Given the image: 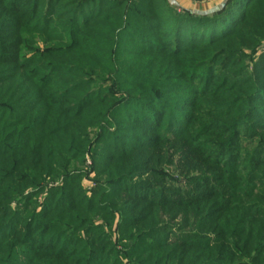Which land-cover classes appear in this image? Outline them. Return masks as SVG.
Wrapping results in <instances>:
<instances>
[{
	"label": "rangeland",
	"instance_id": "1",
	"mask_svg": "<svg viewBox=\"0 0 264 264\" xmlns=\"http://www.w3.org/2000/svg\"><path fill=\"white\" fill-rule=\"evenodd\" d=\"M20 1L32 4L30 9L38 8V16L46 18L47 12L48 17L44 23L39 20L35 24L38 17L32 21L33 17L14 11L13 1L6 5V0H0V45L5 44L0 52L15 54L17 61L31 65V70L40 64L36 70L46 73L49 66L61 64L76 6L78 11L91 14L110 4L138 0ZM57 6L60 9L55 11ZM127 12L134 14L127 9L124 14ZM239 12L228 11L227 19L221 22V26L227 25L223 34L238 31L237 37L222 35L214 40L211 51L191 45L189 62L194 63L189 67L185 55H181L183 66L176 71H171L166 62L160 63L161 57L152 58L155 51L176 50L177 41H157L174 37L173 21L182 16L164 17L165 25L154 27L160 32H146L124 17L123 27L117 31L121 37L115 40L121 49L104 62L109 65L114 59L137 57L132 38L142 42L139 52L151 54L115 64L118 81L127 80L124 86L107 80L109 67H95L94 57L87 56L90 64L86 71L91 75L81 79L84 90L92 95L105 92L104 100L113 99L110 112L97 115L92 111L84 118L87 125L78 133H68L69 124L62 128L57 123L61 128L46 135V130L40 129L33 137L46 138L50 154L42 153L39 159L31 161L30 156L42 147L30 150L29 132L21 133L19 127L26 116H18L11 125L0 118L4 132L0 140V185L7 188L0 191V212H5L1 218L13 211L19 212L20 220L16 224L18 233L8 237L22 233V222L29 219L31 225L38 214L43 219L40 225L45 224L49 217H41L44 212H55L60 223L66 218L61 231L33 237V242L48 246L35 253L33 264H85L86 256L95 257L94 264H264V251L258 250L264 243L254 248L250 243L256 227L264 237V164L260 165L264 163V25L252 11L242 24L243 14ZM84 22L79 19V24ZM180 33L181 41L188 39L187 30ZM190 42L196 44L197 37ZM11 66L13 63L2 65L3 69ZM16 68L1 71L0 67V89L6 90L0 92L2 117L8 114L9 105L22 101L16 93L23 90L17 89L9 76L16 73ZM52 74V82L61 80L58 73ZM99 80L103 85L96 84ZM54 92L65 94L62 88ZM177 95L182 100L173 98ZM155 99L162 105H157V113L152 114L147 105ZM168 100L174 103L163 106ZM230 101L242 115L214 112ZM22 108L17 106L16 111L23 114ZM80 111L79 106L76 116ZM18 138L22 139L18 142L21 147L15 149V155L21 159L14 164L3 146H14ZM60 208L64 210L59 213ZM10 225L6 224L4 230ZM36 232L37 227L26 236ZM242 233L249 235L246 244L252 251L225 247L226 240H236ZM101 242L106 244L102 246Z\"/></svg>",
	"mask_w": 264,
	"mask_h": 264
},
{
	"label": "trees",
	"instance_id": "2",
	"mask_svg": "<svg viewBox=\"0 0 264 264\" xmlns=\"http://www.w3.org/2000/svg\"><path fill=\"white\" fill-rule=\"evenodd\" d=\"M6 1H7L5 3L6 5L9 1H13L12 4L14 7V11H16L18 14L23 13L22 14L23 16L27 15L29 18L33 17L32 21L38 17V19L35 21V24L39 20L40 23L41 22L44 23L46 21V18L48 17L47 12H46V18H43L44 17L43 14L41 16H38L37 15L38 8L33 10L32 7L30 9L32 4L23 5L24 1H20V0H6ZM158 1L155 2L153 0H138L136 3L133 4L132 3L123 4V2L120 3L117 2L115 4L107 5L103 7L101 11L97 10L96 12L91 14H89L88 11L82 9L81 10L86 11V13L85 12L82 13V11H78L77 10L78 8L76 6L75 8L76 12L73 13L71 18V25L68 26L69 28L68 33H71V38L68 37L70 39L67 46L65 47L66 49H70V50L66 52L65 49V52L62 53L61 64H57V65L53 64L51 65V67L48 64L47 66H49V68L47 69L46 73L43 72V70H36L38 67H41L39 66L40 64H36L35 68L31 70V65L27 66L24 64V62L21 63L18 62L17 59L14 57L15 54H6V52L5 53L0 52V67L2 68L1 71L7 69H14L15 67H17L16 73L12 71L11 73L14 74H10L9 76L11 77L10 78L11 81L14 82L16 88L23 90L21 94L16 93V95L22 98V101L19 102L18 104H13L12 106L9 105L10 108L9 109L6 108L7 109L6 113L8 114H5L4 117L0 116V118H2L1 120L3 119L7 120V125H11V123L15 122L16 120H19L18 116L19 117L26 116L25 119L21 121L19 124L20 125L19 127H21L22 130L21 133L29 132L27 138H29L30 140L29 141L30 150L32 151L35 150L39 145L40 147H42L39 148L40 150L37 151L36 154L34 153L30 156L31 161L35 159V157L36 159H39L42 153L48 152L50 154V146L46 145L47 144L46 138L44 140H39L38 138L33 137L35 134H38V131L40 129H45L46 131H43V134L46 135L48 132L54 129L61 128L60 125H63L62 126L63 128L65 125L69 124V127L67 128L68 133L69 132L78 133L79 130L81 131L84 128V125L85 126L87 125L84 121V118L87 119L92 111L93 113L97 112L98 113L97 115H105L108 111L110 112L109 106L112 105L113 99L104 100L103 97L106 94L103 93L105 92H102L100 95L99 93L92 95L90 93L91 91L84 90L85 85L83 84L81 79L87 78L89 77V75H91V72L90 74H88V71H86L87 69L86 65L88 66V64H90L87 60H85L87 59V56L94 57L95 65H96L95 67L97 66L109 67L110 71L109 73L106 74L108 78L107 80L112 82V84L121 83V86H124L126 85L127 80L118 81L119 77L116 75L115 64H117V62L126 64L127 60H131V61L132 59L139 60V59H143L144 55L151 54V53H146V51L139 52L138 50H141V47H143L140 45L142 44V42H139L138 39L136 38H132L135 41L134 43L137 45L136 46L137 50L133 51V53L137 55V57L123 59L121 60L122 62L119 61L118 59H114L112 63H110L109 65H107L106 62H104V58H108V59L112 58V54L117 53L118 50L121 49V45L118 46L117 45L118 41L115 40H119L121 37V35L118 34L117 31L122 29L124 17H126L130 22H134L138 24L139 28H143V30H145L146 32H152V31L160 32L158 29H154V27L159 26L160 29L162 25H165V22L162 21L164 17H171L172 15L178 18L182 16L180 19L174 21L172 20L174 23L173 30L175 31V36L172 38H164V39L160 38L159 41H157V44H161L162 42L165 41H170V42L177 41V46H175L176 50L169 51L168 49H162V51L158 53H156L155 51V55L152 58L154 59L155 57H161L159 59L160 63L166 62L167 65H169V69L171 71H176L178 70L179 67L183 66L181 61H183L184 58L183 57L180 58L181 55H185L187 59L186 65H189V67L194 63L191 61L189 62L191 45L201 46L198 49L211 51L212 49L211 45L215 43L214 42L215 39H221L223 36L228 37L230 39L237 37L238 31L233 33V30H231L230 32L223 34L224 28L226 29L227 25L221 26V22L227 19L228 11H235V12L238 10L242 11L239 12L243 14L242 17H240L242 19L241 22L242 24H244L245 22L246 19L245 15L248 13V11H252L255 13L257 21L260 24L264 25V0H224V2L215 9L205 12H194L183 8L180 9L174 3L173 0H158ZM164 4H166L165 6L166 8L163 6ZM75 5L76 4L71 5L69 7H75ZM59 9L60 8L57 6L55 8V11ZM126 9L128 11L129 10L133 11L134 14L131 15L129 12L124 14ZM181 13H183V15ZM80 18H83L85 22L79 24ZM32 21L29 22V24L32 23ZM24 23L26 24L28 22H24ZM63 25L64 23H61L62 27ZM183 29L188 31V37H187L188 39L186 40L183 39V41H181L180 32ZM126 30L129 31L130 29L128 28ZM178 30L180 32L179 34L176 35V32ZM136 33L139 35V31H137ZM157 34L158 33H156V35ZM198 34L199 36H197ZM156 37L159 36L157 35ZM195 37H197L198 42H196V44H190L191 43L190 40H192ZM144 38L145 40H149L154 37L149 36V39H146V37ZM209 38L212 40L209 41ZM179 43H181V45H179ZM4 45H0V50H2L1 47H3ZM173 45L174 44H169V47H173ZM198 49L196 51H198ZM72 53H76V54L69 56ZM43 58L44 60H46L44 56ZM10 63L11 64L13 63V66H11L10 68L3 69L2 65H8ZM60 65H62V68L57 69V67ZM189 69L190 68H188V72ZM90 71L93 70L91 69ZM135 71L137 73V71L139 70H135ZM52 73L55 74L58 73L60 75L59 77L61 78V80L52 82V79L54 77ZM38 75H40L41 78H37ZM0 83L3 82L0 81ZM96 84L103 85V81L99 80L96 82ZM57 88H62L65 91L64 92L65 94H62L61 96L56 95L54 89ZM3 91L6 90L0 89V92ZM15 91L16 89L13 92ZM11 95L12 94L7 96L8 99L12 97ZM177 96L178 97H173V98H177L178 100V98L181 97L179 95ZM179 100L182 99L179 98ZM55 101H58L59 104L56 103ZM169 103H174V102L168 100V104H167V102L164 101L163 106L170 105ZM252 103L256 105L254 101ZM74 104H76L75 108L74 109L70 108V106ZM157 105H162V104L158 103L156 99H155V103L152 102V104L147 105L148 107H151L153 111L152 114L157 113L158 111ZM245 105L248 106V104ZM17 106L23 107L22 108L24 111L23 114L18 113L16 111ZM79 106L81 108V111L76 116L75 112L78 110ZM169 108H171V106H169ZM2 109L4 110V108ZM87 109L88 111L84 112ZM146 109L147 107L144 108L143 113L146 112ZM261 109L264 111L263 108ZM167 111L168 109L166 110V112ZM214 112L217 115L225 114L226 116H230V115L232 116V113H235L233 116H237V117L242 115V113L237 111V107L234 104H232V101H230L226 105L219 106L218 108H216ZM2 113L3 112L1 111L0 115ZM12 115L13 118L11 120H8V118L11 117ZM147 117H151V115L147 114ZM57 123L60 125H58ZM2 129L3 127L0 126V140L4 138L3 135L4 132ZM58 133H61V131L59 130ZM21 140H22L21 138H18V141L14 146L7 143H5V145L3 146V150L4 151L6 150L8 152L7 155L12 157L14 164L15 162L17 163L21 159V158H17V155H15L17 154L15 153L16 152L15 149L21 147L18 146L19 145L18 142H20ZM36 142L37 144H35ZM36 161L37 160H35V162ZM48 163L49 162H47V164ZM263 164L264 163L260 162V165ZM0 191L6 192L7 188L5 189L0 185ZM18 200L23 201L22 196L18 195ZM62 210H64V208L58 209L59 213ZM16 213L13 211L12 212L8 211L6 217L2 219L1 216L3 217L5 212L4 211L0 212V219L2 220L0 222V260L3 261L1 262V264H33V260L35 259L36 256L35 253H39V252L41 253V249L44 250L48 247L47 245L45 246V244L39 245L38 242H33L32 241L33 237L36 236L37 234L43 235V233L49 231H52L53 233V230L61 231L62 230L61 228H64L65 225L64 221H66V218L65 217L61 218L62 222L60 223L57 221V214L55 212L52 211L44 212L43 214H41V217L43 218L49 217V218L48 220H46L45 224L40 225L39 221H42L43 219L40 220V214H38L37 216H35L34 221L31 225H28L29 219L24 220L22 222L23 223L22 226L25 227V230L22 233H20L18 236L16 234L15 236L9 238L8 235L14 233L15 231H18L19 228L16 226L17 221H20L19 214ZM27 213L29 214V212ZM53 214L55 215L54 217ZM8 223H11V225L9 226V228L4 230L5 225ZM35 227H37V232L32 233L29 236H26L27 232L30 231L32 232ZM258 231L259 230L256 227V233L254 236L252 235L253 238L250 243H252L253 248L264 243L260 241L261 238H264L263 236H261L262 232L261 230L259 232ZM243 236H245L244 239L242 238ZM248 237L249 235L247 233H242L240 235L237 234L236 240L232 239V240H226L224 242L225 247L232 248L233 250L240 249L246 252L251 249L249 244H246V240ZM56 238H60V236H57ZM11 239L14 240L11 241ZM24 239L27 240L23 242ZM159 241H164V240H159ZM63 243H66L65 240H63ZM105 244H106L105 242H101L102 246H104ZM226 244H228L229 246H227ZM70 249L73 250V246H70ZM252 250L253 249H251V251ZM258 250L264 251V247ZM17 256H19L18 259H16ZM155 256H158V254H156ZM96 260L97 259L95 257L90 258L86 256L84 263L94 264ZM39 263L40 262H37L36 264Z\"/></svg>",
	"mask_w": 264,
	"mask_h": 264
},
{
	"label": "crops",
	"instance_id": "3",
	"mask_svg": "<svg viewBox=\"0 0 264 264\" xmlns=\"http://www.w3.org/2000/svg\"><path fill=\"white\" fill-rule=\"evenodd\" d=\"M180 9H188L194 12H205L215 9L224 0H173Z\"/></svg>",
	"mask_w": 264,
	"mask_h": 264
}]
</instances>
